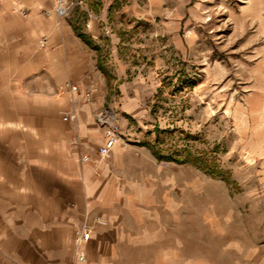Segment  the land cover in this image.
<instances>
[{"label":"rangeland","instance_id":"rangeland-1","mask_svg":"<svg viewBox=\"0 0 264 264\" xmlns=\"http://www.w3.org/2000/svg\"><path fill=\"white\" fill-rule=\"evenodd\" d=\"M0 5L12 43L27 44L43 75L82 86L106 79V106L118 89L119 113L134 103L121 142L166 195L171 212L159 217L170 219L172 238H124L113 264H264V0ZM9 134L21 152L10 148L12 184L51 185L47 142L34 131ZM89 225L76 233L77 260Z\"/></svg>","mask_w":264,"mask_h":264},{"label":"crops","instance_id":"crops-1","mask_svg":"<svg viewBox=\"0 0 264 264\" xmlns=\"http://www.w3.org/2000/svg\"><path fill=\"white\" fill-rule=\"evenodd\" d=\"M9 18L0 9V147L5 149L0 152V264H113L124 238H172L170 219L159 217L160 211L170 214L171 205L165 194L157 193L156 183L145 182L146 167L134 145L120 141L108 157L98 154L104 134L96 110L110 108L125 135V113L134 103L124 102L119 113L118 89L106 106V79L82 86L43 75L42 64L29 57L20 35L12 43L11 27L5 25ZM68 51L74 56L71 47ZM12 131L25 137L34 131L47 142L49 159L42 165L51 174V185L28 186L27 177L23 184H12L6 172L16 146L7 135ZM86 155L89 160L84 161ZM87 221L85 255L77 260L76 233Z\"/></svg>","mask_w":264,"mask_h":264},{"label":"built area","instance_id":"built-area-1","mask_svg":"<svg viewBox=\"0 0 264 264\" xmlns=\"http://www.w3.org/2000/svg\"><path fill=\"white\" fill-rule=\"evenodd\" d=\"M59 10L63 13L64 7L60 6ZM96 119L103 128L104 142L98 147V154L101 159H104L111 154L113 147L121 139V130L115 113L110 108L105 107L96 112ZM82 159L87 161L89 156H83ZM87 230V228H83L79 236V242L83 241ZM80 257H83V254Z\"/></svg>","mask_w":264,"mask_h":264},{"label":"bare ground","instance_id":"bare-ground-1","mask_svg":"<svg viewBox=\"0 0 264 264\" xmlns=\"http://www.w3.org/2000/svg\"><path fill=\"white\" fill-rule=\"evenodd\" d=\"M120 141H121V139L118 140V142H120ZM118 142H117V143H118ZM117 143H116V144H117Z\"/></svg>","mask_w":264,"mask_h":264}]
</instances>
